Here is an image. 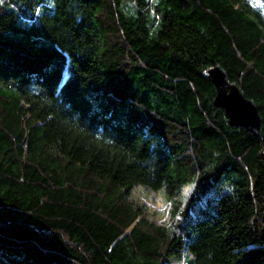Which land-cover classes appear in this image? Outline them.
Segmentation results:
<instances>
[{"label": "trees", "instance_id": "trees-1", "mask_svg": "<svg viewBox=\"0 0 264 264\" xmlns=\"http://www.w3.org/2000/svg\"><path fill=\"white\" fill-rule=\"evenodd\" d=\"M211 68L256 137L213 106ZM263 194L250 0H0V264H264Z\"/></svg>", "mask_w": 264, "mask_h": 264}, {"label": "water", "instance_id": "water-1", "mask_svg": "<svg viewBox=\"0 0 264 264\" xmlns=\"http://www.w3.org/2000/svg\"><path fill=\"white\" fill-rule=\"evenodd\" d=\"M205 75L216 92L213 106L224 112L229 126L243 129L256 137L260 120L253 104L245 99L235 86L227 82L226 76L220 69L211 68L205 72ZM261 223L264 235V194Z\"/></svg>", "mask_w": 264, "mask_h": 264}, {"label": "rangeland", "instance_id": "rangeland-1", "mask_svg": "<svg viewBox=\"0 0 264 264\" xmlns=\"http://www.w3.org/2000/svg\"><path fill=\"white\" fill-rule=\"evenodd\" d=\"M254 5L264 11V0H250ZM189 187L182 189L180 196L188 194ZM131 200L142 209L143 217L156 225L166 224L168 221L169 203L162 192H150L136 188L131 193Z\"/></svg>", "mask_w": 264, "mask_h": 264}]
</instances>
